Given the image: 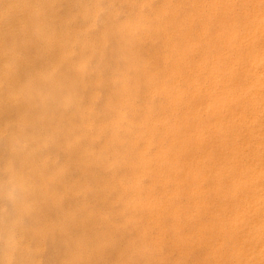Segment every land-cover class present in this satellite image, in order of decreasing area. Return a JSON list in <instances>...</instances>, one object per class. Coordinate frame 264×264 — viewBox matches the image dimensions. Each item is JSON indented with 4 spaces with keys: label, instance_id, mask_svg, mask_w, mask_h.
Wrapping results in <instances>:
<instances>
[{
    "label": "rangeland",
    "instance_id": "1",
    "mask_svg": "<svg viewBox=\"0 0 264 264\" xmlns=\"http://www.w3.org/2000/svg\"><path fill=\"white\" fill-rule=\"evenodd\" d=\"M56 1L0 0V221L6 223L4 227L3 223H0V234L3 232L0 236L5 239L11 232V236L15 232L20 234L22 239L18 237L17 242L12 240L19 243V246L24 236L26 237L23 240L26 242L21 243L25 247L16 245L18 248L11 253L18 259L13 261L11 256L13 264H20L19 259L24 251L25 254L30 251L32 257H36L35 264H48L55 253L59 254H55L58 257L53 259L54 264H67L65 259L68 255L82 252L83 239L87 240V249L100 245L98 260L101 264H113L111 260L115 259V252L128 250L129 247L137 248L140 241L149 243L151 236L156 232V225L150 221L152 211L148 207L140 208L137 204L139 195L136 194V187H146L150 180L148 177H142L137 185L135 180L128 178L131 169L129 163L136 150L132 149L133 145L129 140L132 134L142 128L139 121V117L144 113L142 111L164 100L162 94L153 98L149 96L145 75H149L148 70L154 65L157 68L154 78L163 82L169 70L175 68L173 61L176 55L169 57V51L164 48L163 43L166 36L177 42L175 33H171L174 24L169 23L160 28L155 19L153 11L157 7L167 5L165 0ZM86 7L87 9H84ZM190 10L191 6L185 3L178 12L183 16ZM67 23H71V28H68ZM79 26L81 29L77 28ZM132 38L136 39L135 42L138 41L135 48L131 46V43H134ZM99 47L101 52L98 51ZM69 49L71 53L68 52ZM153 53H158V61L149 63V56L153 55L152 59ZM123 54L124 58L121 57ZM85 58L86 62L83 61ZM83 63L84 66L81 67ZM132 65L139 68L140 74L135 73ZM137 74L139 76L136 77ZM135 77L136 85L133 87ZM118 78L121 79L116 81ZM121 83L125 84V88H120ZM122 92L127 94V101L117 99V95ZM85 107L87 111H83ZM122 114L123 118L119 117ZM84 121H87L86 129L82 125ZM92 123L94 124L91 125ZM12 142L16 144L13 145ZM123 154L125 161H121ZM86 155L90 162H87V175H84L86 169L81 160ZM160 190L161 187L156 186L152 194L155 200L163 201ZM141 196L143 198L145 194ZM174 200L188 206L186 195L180 194ZM13 210L16 216L13 215ZM86 213L88 219L84 218ZM2 215H9L4 217L9 221L4 220ZM24 217L30 226L23 221ZM207 218L206 213L197 218L183 215L182 223L186 229H194L200 221L205 222ZM7 223L14 227H9ZM164 223L167 227L165 229H168V218L164 219ZM17 226L18 229L21 226V233ZM5 227L9 229L4 230ZM14 229L16 231H13ZM26 231L34 232L33 235L30 233L31 235L26 236ZM15 235L14 238L17 236ZM1 237L0 253L3 256L0 254V257L4 259L9 245L12 247L14 243H11L13 237L10 240V237L8 238L9 242L7 238L4 240ZM33 237L34 240L40 241L31 240ZM48 237L51 238L48 239L49 242L46 241ZM30 244V247L40 246L38 250L32 247L35 254L29 247L30 250L27 249ZM46 246L52 251L47 250ZM42 248H46L49 254L45 255L46 251ZM62 252L63 256L60 254ZM39 253L41 254L38 255ZM43 254L49 259L42 256ZM173 254L172 257L178 255L176 251ZM9 263L12 264L11 261Z\"/></svg>",
    "mask_w": 264,
    "mask_h": 264
},
{
    "label": "bare ground",
    "instance_id": "2",
    "mask_svg": "<svg viewBox=\"0 0 264 264\" xmlns=\"http://www.w3.org/2000/svg\"><path fill=\"white\" fill-rule=\"evenodd\" d=\"M185 3L191 6V10L181 16L178 11ZM165 4L167 5L157 7L153 13L160 28L169 25V23L174 24L175 30L173 29V31L175 32L171 33H175L177 42L171 41V38L166 36L163 43L165 44L164 48L169 51V57L176 55L173 61L176 65L174 69L169 70L167 78L163 79V82H158L157 78H154L153 75L157 69L154 65L153 70H148L150 73L148 76L145 75V78L149 96L153 98L155 95L162 94L164 100L155 104L154 107L142 111L144 113L139 117L142 128L135 133L136 135L132 134L129 140L133 145L132 149L136 150L129 163L131 169L128 178L135 180L137 185L142 177H148L150 180L146 187H141V189L139 186L136 187V194L139 195L137 204L140 205V208L148 207L152 211L150 221L156 225V232L151 236L149 243L140 241L137 248L129 247L128 250H119L115 252V259L111 261L113 264H264V0H165ZM79 15L82 16V14ZM71 23L66 24L68 28H71ZM73 28L77 30L76 26ZM77 28L81 29L80 26ZM148 34L150 36V33ZM150 38L152 37L150 36ZM132 40L134 43L132 42L131 46L135 48L138 41L135 42V38ZM82 43L86 44L87 42L82 41ZM100 47L98 51L101 52ZM156 55L158 53L154 54L155 58L152 59L153 55L149 56L148 62H157L158 56ZM123 56L124 54L121 57L124 58ZM162 57L169 60L165 56ZM83 61L86 62V58ZM83 66L84 63L81 64V67ZM133 67L134 65H132ZM133 69L135 73L140 74L138 67ZM136 77L133 87L136 85ZM120 79L118 78L116 81ZM122 83L120 88H125V84ZM94 84H96L95 81ZM117 97L119 101L121 99L127 101L125 92L118 94ZM85 108L83 111H87V107ZM119 117L123 118V114ZM82 125L86 129L87 121H84ZM121 127L123 128V126ZM128 130L131 132L130 128ZM15 144L16 142L13 145ZM107 145L108 142L105 144L106 148ZM123 156L125 154L121 156V161H125ZM81 161L86 169L83 173L87 175L86 167L90 160L86 155ZM107 162L109 161L107 160ZM156 186L161 187L163 201L155 200L153 197L152 190ZM141 193L145 194V197L142 198ZM180 194L186 195L188 206L176 203L174 199ZM10 209L9 212H11ZM202 213L208 215L207 220L200 221L194 229H186L182 223L183 215L197 218ZM6 216L9 215H4V217ZM84 218H87V213L84 214ZM165 218L169 220L168 229H165L167 228L164 223ZM19 219H21L20 216ZM22 219L24 221L25 217ZM36 220L38 219L36 218ZM2 223V227H4L5 221ZM7 224L9 225V223ZM10 225L9 227L13 226ZM36 225L38 226V224ZM20 227L19 229H21ZM15 229L13 231H16ZM19 229L17 226L18 231H20ZM34 231L30 233L32 234ZM21 232L22 230L19 233ZM30 233L26 231L25 234L28 236ZM10 234L9 236L5 234L8 236L6 237L8 242L16 232L13 236ZM16 235L11 239V243H14L13 246L8 244L9 250L4 255V259L0 257L4 260L3 263L2 260L0 261L2 264H10V261L13 264V259V261H18L15 254H13L14 257L11 255L12 251L18 248L16 245L19 243L15 242L18 241L17 238L20 237V234ZM62 236L60 237L63 240L64 236ZM1 238L4 239V237ZM20 238L22 239V237ZM25 238L24 236L23 240ZM48 239L51 240L48 237L46 241ZM23 240L19 242L24 244L26 241L23 242ZM28 240L30 241V239ZM31 240H34V237ZM41 241L43 242V240ZM86 241L83 239L81 242L82 252L68 255L65 263L101 264L98 260L100 245L87 249ZM21 243L18 246L24 248L25 246ZM165 243H167V247H165ZM0 244L2 245V241ZM49 244L47 245L51 246ZM58 245L60 246V244ZM30 246L31 244L27 245V249L30 248L34 252L33 246ZM48 246H46L47 250L52 248L51 246L48 249ZM34 247L37 248L35 250L40 248L35 245ZM45 249L42 248L43 251H46ZM175 251L178 255L172 257ZM27 252L29 253L25 254L24 251V254H21L20 264H35V256L32 257L30 251ZM44 254L46 255L47 251ZM55 254L54 256L53 253L51 254L52 261ZM1 256L3 255L1 254ZM51 262L47 261L48 264Z\"/></svg>",
    "mask_w": 264,
    "mask_h": 264
}]
</instances>
